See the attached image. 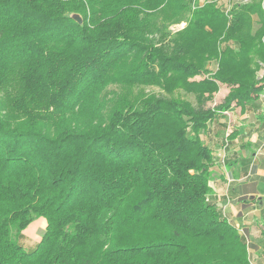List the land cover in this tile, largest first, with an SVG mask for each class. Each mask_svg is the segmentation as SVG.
Returning <instances> with one entry per match:
<instances>
[{"label":"trees","instance_id":"1","mask_svg":"<svg viewBox=\"0 0 264 264\" xmlns=\"http://www.w3.org/2000/svg\"><path fill=\"white\" fill-rule=\"evenodd\" d=\"M263 1L0 0V264H251L200 132L264 86Z\"/></svg>","mask_w":264,"mask_h":264},{"label":"crops","instance_id":"2","mask_svg":"<svg viewBox=\"0 0 264 264\" xmlns=\"http://www.w3.org/2000/svg\"><path fill=\"white\" fill-rule=\"evenodd\" d=\"M209 70L211 71L210 68ZM259 73H260V77H258ZM256 75H257L256 77L257 79L263 78L262 83L264 84V65L262 63H259V68ZM224 86L225 85L219 84V89L217 90V91L225 92V94L222 95V97L227 95L228 93V88L226 86L225 88ZM228 113L230 114V118L234 123L233 125H234V133H235L230 138L231 143H230V149L228 150L229 159L227 162L229 166V172L233 177V182L227 187L225 185L224 175H223V172L225 170L221 168L222 166H220L216 170L213 169V175L215 174L217 175V177H214V179H212L213 181H211L212 193L210 197H214L216 195V192H220L221 191L220 188L223 186V196L226 202H229L231 205V203H235L239 198H237V196L228 198L227 195L229 194L230 190H233V192L237 191V189H239L240 187L239 183L243 182L244 180H251L252 178H255L256 179L254 180L255 189L259 188L262 185L264 187V167H262L259 164L261 163L260 161H262V158H264V86L262 87V90L256 99H252L242 107L241 106L232 107L228 111ZM220 120H221L220 122H223L224 120L226 121V118L223 117ZM227 121H228L227 123H229V120ZM215 124L218 125V123ZM214 126H215L214 124L211 127L209 126L211 128V131L213 130ZM217 133L218 131H216L215 129L213 133L207 134L208 135L207 145L210 148L216 146L214 145L215 143L214 140H216V137H214V139L213 138L209 139V136L211 138L212 134H217ZM205 136L206 135L200 134V137L205 139V141H207ZM251 150H257L258 152L260 151L261 153L260 152L258 154L256 153L254 154L253 157H250L253 154V153L251 154L249 153ZM254 162H256L255 167H253ZM256 191L251 192L249 194L252 196H247L249 203L253 205V209L251 212L255 211L257 205H259V207H263L264 209V194H260ZM261 196L263 197V199ZM246 221H247V215L242 216L241 225H243L244 230H246V232L250 234L253 231L252 230L253 225L259 223L260 226H263L264 216L260 217L259 220L248 221L247 223L244 224L243 222ZM45 226H46L45 219L38 218L34 220L25 230H23L20 243L26 251H31L35 248L36 244L40 240L39 233L43 232ZM262 229L259 228L257 229L261 235L264 234V231ZM259 260L260 259H258V262L260 264ZM255 261H257V258L256 260H254V263Z\"/></svg>","mask_w":264,"mask_h":264},{"label":"rangeland","instance_id":"3","mask_svg":"<svg viewBox=\"0 0 264 264\" xmlns=\"http://www.w3.org/2000/svg\"><path fill=\"white\" fill-rule=\"evenodd\" d=\"M210 1H214V0H205V2H210ZM216 4L221 8L224 9V11L226 12L227 6H232V1L231 0H215ZM247 4V3H246ZM238 5V4H235ZM243 5V4H241ZM179 24H175V25H171L169 28L172 31L173 27H177ZM259 26L257 20L255 19L254 24H253V29L257 28ZM209 68L211 69V71L216 69V63L212 62L211 64H209ZM260 77V73L259 76ZM204 78V76L202 75H198V74H192L191 76L188 77V80H194V81H198L201 82L202 79ZM259 80H261V78H259ZM225 87V86H224ZM223 88V87H222ZM226 88V87H225ZM140 89L142 91H144L147 94H156V95H165L160 89H158L157 87H140ZM224 89V88H223ZM117 90V88L115 86H109L107 88V91H115ZM175 94H178L179 96H181L182 98H184L185 100H188L189 102H191L193 105H196L195 102V97L193 94H184L182 91H176ZM225 92L224 91H215L210 93V97L208 99V101L205 104V107H214L215 105L220 104L223 101V98L226 96H223ZM167 96V95H166ZM225 117L226 121L224 120L223 122H220L221 118ZM217 119V120H216ZM216 120V121H214ZM214 120L209 124V126L211 127L213 124L215 125L213 127V130L211 131V128L207 127V129H205V131L200 132L201 135H206L205 138L207 139L208 135L207 134H211L215 131H218L217 134H212L211 138L209 136V139H214V137H216V140H214V145H216L215 147L212 148L213 153L215 154V156H217V153L221 151V148L223 146H226L225 151H226V156L224 159V164L221 167L223 170H225L223 172L224 175V182L225 185L228 187V185L232 184L233 182V177L231 176L230 172H229V166H228V159H229V154H228V150L230 149V138L235 134L234 133V123L232 122V119L230 118V114L227 111V114H225L224 116L220 115L216 118H214ZM229 120V123H227ZM215 123H218L215 124ZM209 129V130H208ZM208 142V139L207 141ZM213 145V146H214ZM260 152V151H259ZM257 150H251L249 153H253L250 157H253L254 154H258L259 153ZM261 153V152H260ZM261 163H259L262 167H264V158H262V161H260ZM247 166V165H246ZM256 166V162H254L253 167ZM217 168H219L218 164H216V166L214 167V170H216ZM214 177H217V175H212V179H214ZM231 179L232 182L230 184H228V180ZM253 180V182H252ZM254 180H256L255 178H252L251 180H244L243 182L239 183L240 187L239 189H237V191L233 192V190H230L229 194L227 195L228 198L237 196V198H239L235 203H230L226 202L224 196H223V186L220 188L221 191L220 192H216V195L214 197H210V201L212 203H214L220 210L221 213L223 214L224 217H226L229 222H231L233 225L238 224L241 228L244 229V226L241 225L242 224V216L247 215V221L243 222L244 224L247 223L248 221H256L259 220L260 217L264 216V209L263 207H259V205H257V207L255 208L254 212H251L253 209V205H251V203H249L248 197L247 196H252L249 195L251 192H258L260 194H264V187L263 185L260 186L259 188L255 189V182ZM213 181V180H211ZM255 190V191H254ZM241 196V197H240ZM262 197V196H261ZM263 199V197H262ZM261 200V199H260ZM243 202V203H242ZM238 222V223H237ZM262 229L264 231V223L263 226H260L259 223L256 225L252 226V233L248 234L246 232V230L244 231V235H242L245 239V241H249L247 243V252H248V257L250 259L251 264H259L258 259H260V264H264V234L261 235L257 229ZM40 235L42 233H39ZM247 235V237H246ZM28 248V247H26ZM254 263V260H256ZM257 262V263H256Z\"/></svg>","mask_w":264,"mask_h":264},{"label":"built area","instance_id":"4","mask_svg":"<svg viewBox=\"0 0 264 264\" xmlns=\"http://www.w3.org/2000/svg\"><path fill=\"white\" fill-rule=\"evenodd\" d=\"M192 1V3H191V6H192V8L194 9V8H196V7H199V6H201V5H203L204 3H205V0H191ZM232 1V4L233 5H235V4H238V5H240V4H246V3H250V1L251 0H231ZM232 5V6H233ZM231 5L230 6H227V9H226V13L230 10V8L232 7ZM261 6H262V9H263V11H264V1L262 2V4H261ZM185 26V23H181L180 25H178L177 27H173V31H177V30H181L183 27ZM225 114H227V112H225L224 113V115ZM225 147L226 146H223L222 147V149H221V151L220 152H218L217 153V164L218 165H221V166H223V164H224V159H225V156H226V153H225ZM232 182V180L231 179H229L228 180V184H230ZM237 228H238V231H239V233L240 234H242V235H244V229L243 228H241L240 226H238V225H235ZM247 237V236H246ZM247 243L249 242V241H246Z\"/></svg>","mask_w":264,"mask_h":264},{"label":"water","instance_id":"5","mask_svg":"<svg viewBox=\"0 0 264 264\" xmlns=\"http://www.w3.org/2000/svg\"><path fill=\"white\" fill-rule=\"evenodd\" d=\"M75 20L80 23V18L78 16H75Z\"/></svg>","mask_w":264,"mask_h":264}]
</instances>
